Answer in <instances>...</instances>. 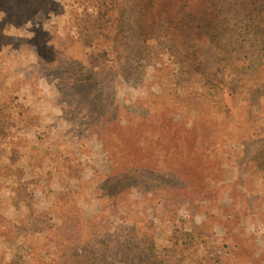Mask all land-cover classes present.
<instances>
[{
	"label": "rangeland",
	"instance_id": "rangeland-1",
	"mask_svg": "<svg viewBox=\"0 0 264 264\" xmlns=\"http://www.w3.org/2000/svg\"><path fill=\"white\" fill-rule=\"evenodd\" d=\"M188 1L0 0V264H264V2Z\"/></svg>",
	"mask_w": 264,
	"mask_h": 264
},
{
	"label": "trees",
	"instance_id": "trees-1",
	"mask_svg": "<svg viewBox=\"0 0 264 264\" xmlns=\"http://www.w3.org/2000/svg\"><path fill=\"white\" fill-rule=\"evenodd\" d=\"M124 0H98L99 10H98V18L89 25L86 32L89 34L87 35L88 38L91 37L96 38H103L106 42L109 43H120V34L118 29L120 28L119 21L116 22L112 15L113 12L118 11V6ZM182 0H146L142 2H150L148 7L146 8L145 12L142 13V18L139 21V28L143 29V31L147 34V38L152 36L157 31H164L167 32L166 34L169 36H176L180 37L178 34L180 25L184 32H193L194 28H189L185 21V17H180V13L191 18L192 15L195 13L194 9L191 7L190 1L186 5H184L185 10H189L187 14L184 9L179 7ZM234 5L240 13L246 14L250 13L253 15V19H259L261 15L260 7L263 4L264 0H233ZM179 8V9H178ZM205 12V11H204ZM207 14V13H203ZM191 22H189L190 26ZM187 27V28H186ZM182 38V37H180ZM264 41V32L259 31L255 33L254 37L245 43V51H244V59L249 60L260 56L263 49V42ZM259 54V55H258ZM260 62V61H258ZM258 78L257 80H262L264 83V77H261V74L264 75V67H261L258 70ZM248 78V76L246 77ZM256 79V78H254ZM248 80H253V78H249ZM260 83L258 82V85ZM176 250H173V254H170L169 257L166 259L165 264H176L172 263V257L174 256ZM73 260L67 261L65 264H68ZM76 264H82V261H74ZM150 263V262H149ZM178 264L180 261H177ZM150 264H161V262L154 261Z\"/></svg>",
	"mask_w": 264,
	"mask_h": 264
}]
</instances>
